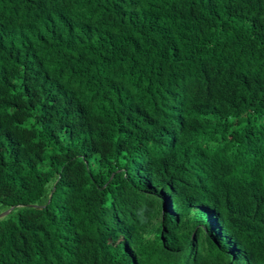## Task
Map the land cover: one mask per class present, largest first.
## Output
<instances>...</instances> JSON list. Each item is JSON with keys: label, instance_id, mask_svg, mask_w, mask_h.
Returning a JSON list of instances; mask_svg holds the SVG:
<instances>
[{"label": "trees", "instance_id": "16d2710c", "mask_svg": "<svg viewBox=\"0 0 264 264\" xmlns=\"http://www.w3.org/2000/svg\"><path fill=\"white\" fill-rule=\"evenodd\" d=\"M0 264H264V0H0Z\"/></svg>", "mask_w": 264, "mask_h": 264}, {"label": "water", "instance_id": "95a60500", "mask_svg": "<svg viewBox=\"0 0 264 264\" xmlns=\"http://www.w3.org/2000/svg\"><path fill=\"white\" fill-rule=\"evenodd\" d=\"M12 210V208H10L9 210H7L5 213L0 214V219L5 217L6 215H8V213Z\"/></svg>", "mask_w": 264, "mask_h": 264}, {"label": "rangeland", "instance_id": "374dc122", "mask_svg": "<svg viewBox=\"0 0 264 264\" xmlns=\"http://www.w3.org/2000/svg\"><path fill=\"white\" fill-rule=\"evenodd\" d=\"M5 212H6V211H3L2 213H5ZM2 213H1V214H2Z\"/></svg>", "mask_w": 264, "mask_h": 264}]
</instances>
